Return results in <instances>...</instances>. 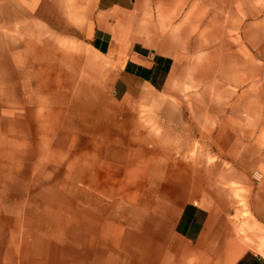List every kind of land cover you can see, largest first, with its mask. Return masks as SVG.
Wrapping results in <instances>:
<instances>
[{"label": "crops", "instance_id": "0c3cea01", "mask_svg": "<svg viewBox=\"0 0 264 264\" xmlns=\"http://www.w3.org/2000/svg\"><path fill=\"white\" fill-rule=\"evenodd\" d=\"M0 264H264V0H0Z\"/></svg>", "mask_w": 264, "mask_h": 264}, {"label": "rangeland", "instance_id": "374dc122", "mask_svg": "<svg viewBox=\"0 0 264 264\" xmlns=\"http://www.w3.org/2000/svg\"><path fill=\"white\" fill-rule=\"evenodd\" d=\"M205 52V50L200 51L201 54H203ZM202 63V62H200ZM196 83V82H195ZM201 85L198 86L197 85L194 86V89L191 88V83H186L182 86V88L180 87L177 93H174L172 95H170L167 99L171 100V101H178V102H191L193 99H199V100H204L207 99L206 98V94H202L201 93ZM191 90H194L195 92H199V98L197 97V95H193L194 92H191ZM196 98H195V97ZM154 101H158L157 99H154ZM156 110H141V117H158V114L154 113Z\"/></svg>", "mask_w": 264, "mask_h": 264}]
</instances>
